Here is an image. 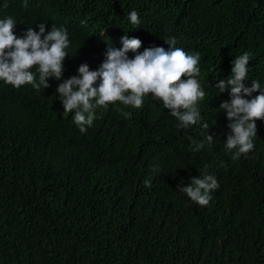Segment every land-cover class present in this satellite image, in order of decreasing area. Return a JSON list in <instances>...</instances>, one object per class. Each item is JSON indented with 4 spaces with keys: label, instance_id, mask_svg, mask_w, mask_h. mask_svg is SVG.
<instances>
[{
    "label": "trees",
    "instance_id": "obj_1",
    "mask_svg": "<svg viewBox=\"0 0 264 264\" xmlns=\"http://www.w3.org/2000/svg\"><path fill=\"white\" fill-rule=\"evenodd\" d=\"M9 16L18 37L46 23V32L65 27L70 44L63 77L48 88L0 81V264H264V120L254 150L232 160L219 109L230 90L215 88L244 53L245 86L264 88V0H0V19ZM125 34L142 41L138 52L167 50L174 37L199 54L198 124L179 128L151 94L141 109L98 107L85 133L74 113L63 116L59 83L81 64L97 70ZM205 174L219 187L200 206L178 188Z\"/></svg>",
    "mask_w": 264,
    "mask_h": 264
},
{
    "label": "clouds",
    "instance_id": "obj_2",
    "mask_svg": "<svg viewBox=\"0 0 264 264\" xmlns=\"http://www.w3.org/2000/svg\"><path fill=\"white\" fill-rule=\"evenodd\" d=\"M7 6L5 3L4 7ZM127 18L134 26L140 24L135 10L128 13ZM15 27L12 17L0 19V81L16 88L28 84L37 91L50 86L49 78L60 81L65 58L69 56L66 52L70 44L67 29L52 25L51 30L46 32V23H41L38 32L28 27L18 37ZM141 43L140 39L129 38L125 34L121 37L122 47L116 48L108 43L105 59L97 70H90L86 63L81 64L78 76L59 83L56 92L63 105V116L74 113L72 120L81 133L92 126L98 107L107 109L109 104L120 102L126 107L141 109L148 94L170 110V115L179 122V128L187 129L201 121L198 102L204 99L205 92L198 79L199 54H189L176 47L174 37L165 40L169 46L167 50L164 47H149L138 52ZM129 51L136 53L134 58H129ZM249 60L248 53L236 57L232 61L229 78L215 85L219 94L230 90V101L221 102L219 109L225 110L229 122L230 133L225 147L233 152L232 160H239L242 155L254 150L256 121L264 120V88L256 80H252L251 87L244 84L248 79ZM257 91L259 95L244 98ZM122 115L131 117L130 112H122ZM203 127L209 129V124L205 123ZM206 141L213 143V137L208 134ZM192 144L194 147L191 150L199 151L205 141H192ZM144 185L151 187L150 180L146 179ZM218 187L215 176L205 174L192 177L186 186H180L178 190L192 202L207 206L211 192Z\"/></svg>",
    "mask_w": 264,
    "mask_h": 264
}]
</instances>
